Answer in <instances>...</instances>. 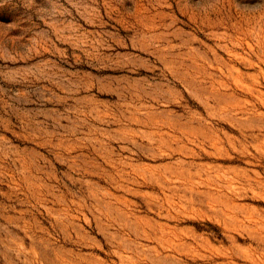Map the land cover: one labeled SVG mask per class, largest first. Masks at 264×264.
Here are the masks:
<instances>
[{
	"label": "rangeland",
	"instance_id": "1",
	"mask_svg": "<svg viewBox=\"0 0 264 264\" xmlns=\"http://www.w3.org/2000/svg\"><path fill=\"white\" fill-rule=\"evenodd\" d=\"M0 264H264V0H0Z\"/></svg>",
	"mask_w": 264,
	"mask_h": 264
}]
</instances>
